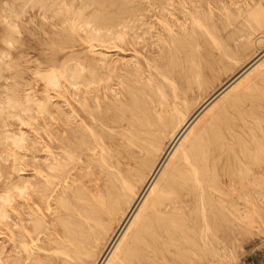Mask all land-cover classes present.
Wrapping results in <instances>:
<instances>
[{
    "label": "bare ground",
    "instance_id": "bare-ground-1",
    "mask_svg": "<svg viewBox=\"0 0 264 264\" xmlns=\"http://www.w3.org/2000/svg\"><path fill=\"white\" fill-rule=\"evenodd\" d=\"M74 1L21 0L18 8L8 3L3 19L7 34L18 35L14 20L25 6L37 7L43 20L48 12L61 22L69 20L72 25L61 26L63 34L87 27L88 48L100 32L119 47L126 44L128 32L132 45L147 33L145 22L138 19L144 9L140 3L111 1L116 6L111 14L93 10L83 16L85 7L102 0H78V7ZM152 1L172 15L171 0ZM91 54L86 66L62 61L43 74L45 83L55 87L60 77L66 79L71 101L67 110L54 105L48 123L54 141L46 148L40 133L41 152L23 158V170L31 159L38 160L33 178L15 169L6 176L0 194V264H213L217 245L228 248L231 233L261 211L264 146L254 136L251 146L240 139L248 112L238 102L247 95H236L227 106L210 112L219 97L264 60V49L191 110L215 78L219 59L203 60L196 69L182 66L178 89L173 85L170 95H157L130 60ZM3 69L0 63V73ZM112 72L128 86L123 102L109 83ZM16 86L0 110L20 118L18 110L30 114L32 98L20 96ZM11 140L19 144L22 133L12 134ZM93 164L96 176L91 178L86 169ZM67 196H72L71 204L64 200Z\"/></svg>",
    "mask_w": 264,
    "mask_h": 264
},
{
    "label": "rangeland",
    "instance_id": "rangeland-1",
    "mask_svg": "<svg viewBox=\"0 0 264 264\" xmlns=\"http://www.w3.org/2000/svg\"><path fill=\"white\" fill-rule=\"evenodd\" d=\"M67 1L62 0L63 3ZM111 1L117 0H102V4L85 7L83 16L92 14L93 10V14L97 15H101L103 10L111 14L116 8ZM8 3L18 8L21 0H0V53L4 54L0 55L3 56L0 57V63L4 65L0 73V106L5 96L11 93L15 82L16 91L20 96L27 95L32 98V102L29 115L18 110L20 118L0 110V194L4 190L6 176L13 169L16 173H29L31 179L33 178L38 160L31 159L30 164L23 170V158L41 152L40 133L43 134L46 148L54 141V132L48 126L55 115L54 105L68 109L71 98L66 79L60 77L56 87L45 83L43 74L48 71L50 65L58 66L62 61H77L86 66L93 56L91 52H101L113 60H130L133 67L137 66L138 75L142 74L144 77L143 81L148 89H152L157 95L164 92L170 95L173 85L178 89L182 66L186 69H196L203 60L219 59L215 78L210 82L209 88L188 107V110H191L203 103L212 91L231 80L264 49V0H171L168 10L172 15L161 12L157 7L160 4L155 1L132 0L133 5L140 3L144 8L138 19L142 18L145 22L143 30L148 29L147 33L139 35L135 39L136 45H132L128 41L132 39V34L128 32L126 44L119 47L115 39L109 41L104 32H100V36L90 40L91 48H88L87 27H73L65 31L67 34H63L61 26L72 23L69 20L61 22L50 12L43 20V14L35 6H25L23 14L14 20L18 35L7 34L6 21L3 19ZM73 6H79L78 0L74 1ZM139 33L140 30H137V34ZM51 37L56 41H52ZM7 41L11 44L7 45ZM135 61L138 64L134 65ZM37 72H40V75ZM122 81L117 72L110 74L109 83L118 90L119 102L127 99L128 86ZM133 92L137 93V90ZM226 93L213 103L210 114L227 106L228 100L234 96L247 95L248 98L242 97L238 102L239 107L248 112V119L245 127L239 130V136L249 146L252 145L253 136L264 146V60H259ZM41 102L44 103L43 109L38 108ZM119 102L115 103L118 105ZM85 103L88 106L92 104L90 99ZM20 132L22 143H12L11 135ZM101 149L110 148L101 146ZM263 156L264 153L261 157V211L254 212L248 217L243 228H236L231 233L228 248L217 245L213 252V264H264ZM254 169L258 171L260 168ZM86 170L91 171L89 177L96 176V165L93 164ZM64 200L69 204L73 202L72 196H67ZM250 205H253L251 201ZM55 224L60 228V222ZM106 240L100 242L98 255L102 252ZM42 259L48 263L47 259Z\"/></svg>",
    "mask_w": 264,
    "mask_h": 264
}]
</instances>
